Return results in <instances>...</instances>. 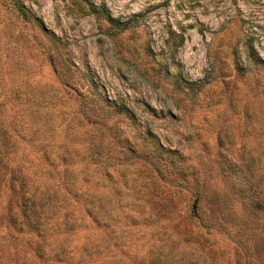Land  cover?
Returning <instances> with one entry per match:
<instances>
[{
  "label": "rangeland",
  "instance_id": "rangeland-1",
  "mask_svg": "<svg viewBox=\"0 0 264 264\" xmlns=\"http://www.w3.org/2000/svg\"><path fill=\"white\" fill-rule=\"evenodd\" d=\"M21 177L42 264H264V0H0V264Z\"/></svg>",
  "mask_w": 264,
  "mask_h": 264
},
{
  "label": "trees",
  "instance_id": "trees-1",
  "mask_svg": "<svg viewBox=\"0 0 264 264\" xmlns=\"http://www.w3.org/2000/svg\"><path fill=\"white\" fill-rule=\"evenodd\" d=\"M19 11H22L17 4H14ZM91 14L97 17H101L104 19L108 25V29H111L113 34L122 33L129 28L128 22H121L119 19L112 18L107 12L105 13L102 7H94L90 6ZM121 107H115L114 110L117 114H122L125 110H122ZM236 173V172H235ZM237 174H235L236 176ZM238 177V176H237ZM243 182H245V178L243 177ZM25 180L21 177L19 181L16 183L15 190L12 192L10 198L13 203H15V208L21 207L24 211V214L21 212L18 214L19 219H15V226H18V229H23L27 233L31 235H35V241L30 243L28 250L31 252L33 258L31 259L32 264H42L40 259L45 254L44 250V239L42 238L43 234V225H44V214L42 208V204L38 202V197L36 198L33 194V198H30L25 202L24 194L26 193V185ZM238 192L246 197L244 188L242 186L238 187ZM253 201V200H252ZM258 205L260 202H257ZM18 221V222H17ZM12 226V225H8ZM14 227V226H13ZM15 230V228H13ZM65 254H62L64 256ZM196 263V262H194ZM190 263L189 264H194ZM198 263V262H197ZM49 264H57V261H52ZM60 264V262H58ZM148 264H167L163 258H158L149 262Z\"/></svg>",
  "mask_w": 264,
  "mask_h": 264
}]
</instances>
